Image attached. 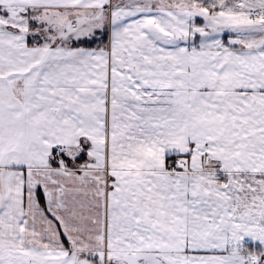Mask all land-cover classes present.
<instances>
[{
    "label": "snow or ice",
    "instance_id": "snow-or-ice-1",
    "mask_svg": "<svg viewBox=\"0 0 264 264\" xmlns=\"http://www.w3.org/2000/svg\"><path fill=\"white\" fill-rule=\"evenodd\" d=\"M0 264H264V0H0Z\"/></svg>",
    "mask_w": 264,
    "mask_h": 264
}]
</instances>
